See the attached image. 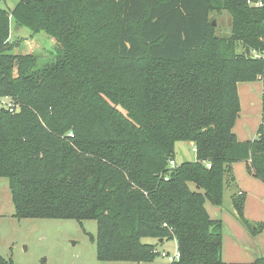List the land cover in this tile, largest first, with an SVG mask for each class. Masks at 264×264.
<instances>
[{
  "label": "trees",
  "instance_id": "obj_1",
  "mask_svg": "<svg viewBox=\"0 0 264 264\" xmlns=\"http://www.w3.org/2000/svg\"><path fill=\"white\" fill-rule=\"evenodd\" d=\"M89 1L0 8V99L20 104L0 113L14 216L97 221L103 261L146 260L152 237L176 241L181 258L170 264H225V227L206 204H222L235 163L264 183V95L257 138L234 132L238 84L264 77V0H108L95 10ZM107 7H118L116 21L102 18ZM221 12L229 37L213 32ZM13 21L56 41L54 59L12 54ZM112 25L116 41L100 43ZM178 142L193 144L196 161L172 168ZM232 201L247 224L246 194Z\"/></svg>",
  "mask_w": 264,
  "mask_h": 264
},
{
  "label": "rangeland",
  "instance_id": "obj_2",
  "mask_svg": "<svg viewBox=\"0 0 264 264\" xmlns=\"http://www.w3.org/2000/svg\"><path fill=\"white\" fill-rule=\"evenodd\" d=\"M19 1L2 0L0 8L11 14ZM107 1L90 0L89 2L94 3L92 8L95 10V8H105ZM117 8L111 10L107 7V13L103 12L102 18L106 22L116 21L112 13H118ZM211 21L216 22L215 28L213 27L216 35L221 37L231 35L232 18L229 13L211 14ZM112 26V28L107 27V32L100 33V35L110 34L111 36L107 40L103 38L100 43L110 44L109 42L116 41L114 30L117 27ZM7 42L18 44L12 54H34L41 58L42 64L53 60L56 54V41H53L49 35L43 32L34 34L27 28H16L14 21L11 24ZM255 58L258 57L255 56ZM246 64L249 63L246 61ZM238 91H241V94L239 93L240 118L236 123L237 126L235 125V131L239 132L240 137H242L241 134H245L246 137L254 138L261 127L259 122H263L264 79H256L249 83L241 82L238 84ZM10 99L15 102L13 98ZM16 104L20 107V104ZM256 125V130L251 132ZM247 139L251 140V138ZM176 161L179 163L196 161V153L189 143L176 144ZM236 164V167L233 166L236 177L233 188L228 186L227 177L224 179L222 204L217 206L207 202L206 207L209 215L221 220L225 227L223 260L227 264L232 262L254 264L257 257H264V183L248 171L247 163ZM254 182L258 186H254ZM238 189L246 193L244 221L247 224L240 221L234 213L232 196ZM14 215L15 208L9 182L5 178H0V264H170L169 258L162 255L173 256L178 250L174 239H167L160 243L155 238L146 237L143 238V242L152 245L153 253V256L146 260L103 261L97 254L96 240L99 228L97 221L19 219ZM249 226L256 228V233H252Z\"/></svg>",
  "mask_w": 264,
  "mask_h": 264
},
{
  "label": "built area",
  "instance_id": "obj_3",
  "mask_svg": "<svg viewBox=\"0 0 264 264\" xmlns=\"http://www.w3.org/2000/svg\"><path fill=\"white\" fill-rule=\"evenodd\" d=\"M249 3L252 4L253 1L249 0ZM256 7H263L264 4L263 2H256ZM256 57L259 58V56L256 55ZM19 106L10 98H6V99H0V113L4 110L5 112H9L11 114H17V112L19 111ZM195 151V149H194ZM170 167L175 168L177 166H179V164L175 161V160H171L169 163ZM208 168H211V164L208 163L207 164ZM166 180H168V178H166ZM163 257H168L170 262H174V261H179L181 258V253L179 250H177V252L173 255V256H167L165 254L162 255Z\"/></svg>",
  "mask_w": 264,
  "mask_h": 264
},
{
  "label": "crops",
  "instance_id": "obj_4",
  "mask_svg": "<svg viewBox=\"0 0 264 264\" xmlns=\"http://www.w3.org/2000/svg\"><path fill=\"white\" fill-rule=\"evenodd\" d=\"M263 79H264V77H263ZM245 83H249V82H245ZM247 87V85L246 86H244V89ZM239 93L241 94V91H239ZM264 93V92H263ZM254 94V93H253ZM252 94V95H253ZM264 95V94H263ZM262 105H263V100H262ZM263 114V113H262ZM262 117V116H261ZM262 121H260L259 122V125H262ZM237 126V125H236ZM236 128V127H235ZM235 128H234V132L236 133V135H237V138H238V140L239 141H249V139H247V138H251V140H255L256 138H257V135H258V133H256V136L254 137V138H252V137H246V135L244 134V135H242L241 134V136L242 137H240V134H239V132L238 131H235ZM256 128H257V125H256V127H253V129L251 130V132H253L254 130H256ZM241 130V129H240ZM190 145H191V147H193V144H191V143H189ZM177 162V161H176ZM177 163H179V162H177ZM181 163H179V165H180ZM236 164V163H235ZM233 165L234 167H236L237 166V164L236 165ZM253 185L254 186H258V184H256L255 182L253 183ZM238 191H242V192H244L245 193V191L244 190H241V189H238ZM246 194V193H245ZM260 257H262V256H260ZM257 258H259V257H257ZM225 262V261H224ZM225 264H227L226 262H225ZM230 264H243V263H237V262H232V263H230Z\"/></svg>",
  "mask_w": 264,
  "mask_h": 264
},
{
  "label": "water",
  "instance_id": "obj_5",
  "mask_svg": "<svg viewBox=\"0 0 264 264\" xmlns=\"http://www.w3.org/2000/svg\"><path fill=\"white\" fill-rule=\"evenodd\" d=\"M213 26H216V22H213ZM164 242V240H160V243Z\"/></svg>",
  "mask_w": 264,
  "mask_h": 264
}]
</instances>
